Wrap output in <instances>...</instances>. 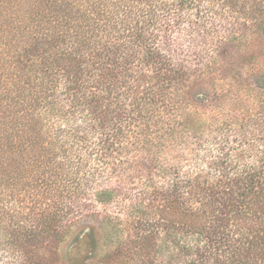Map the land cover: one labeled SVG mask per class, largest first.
I'll return each mask as SVG.
<instances>
[{"label": "trees", "instance_id": "obj_1", "mask_svg": "<svg viewBox=\"0 0 264 264\" xmlns=\"http://www.w3.org/2000/svg\"><path fill=\"white\" fill-rule=\"evenodd\" d=\"M262 4L0 0V246L7 264H28L30 242L59 241L83 215L97 216V204L117 202L114 188L103 186L116 179L130 224L142 230L117 257L264 264L261 122L237 123L239 113L225 102L221 119L186 117L194 112L181 96L194 81L191 63L214 59L229 78V97L220 100L237 103L245 84L224 73L233 68L223 48L246 23L263 29ZM152 201L156 217L140 219Z\"/></svg>", "mask_w": 264, "mask_h": 264}, {"label": "rangeland", "instance_id": "obj_2", "mask_svg": "<svg viewBox=\"0 0 264 264\" xmlns=\"http://www.w3.org/2000/svg\"><path fill=\"white\" fill-rule=\"evenodd\" d=\"M262 5L264 6V4ZM262 16L264 17V15ZM230 20L234 22L232 16ZM239 21L241 22V19ZM246 24L248 25L244 30L237 31L239 32L236 36L237 39L231 40L223 48L225 49L223 62H227L230 68H233V73L230 69L229 71L224 70V73L228 77L232 75L231 78L241 80L245 84L242 88L244 95L236 96L237 103L231 102L233 99L230 98L221 101L224 100V95L228 96L230 94L229 78L224 80L220 76L219 67L217 64L215 65L214 59L209 61L208 65L207 60L201 61L202 64L199 62L196 65H194V62L191 63V66H195L196 69L192 75L194 81L190 82L181 96L185 99L183 100V106H187V110L194 112L186 114V117L195 115L200 117L199 121H210L213 118L221 119L223 115H217V108L225 102L227 105L233 104L227 106L232 114L239 113L235 119L237 123L246 122L252 118L257 121L260 120L263 129L259 134H264V27L259 31H252V26L249 23ZM241 32L244 34L243 38L240 36ZM240 38L242 42H237ZM240 74L241 77H238ZM234 87L232 88L233 93L235 92ZM186 101H189L190 105H187ZM237 104L240 106V111L232 108ZM248 115H251V117L249 118ZM243 116L244 119L241 120ZM167 150L168 146H166ZM173 150L174 148L169 152L172 153ZM164 155H167V152L163 153L161 158ZM130 169L132 170V168ZM128 173H130V170H128ZM103 186L114 188V197L117 202H114L113 198L112 202L108 204H97L96 209L99 211L97 216L83 215L78 222L72 224L70 231L59 241L39 240L33 243L30 242V245L25 249L28 264H136L142 261L141 256L135 259L136 255L124 256V258L117 257V251L119 249L125 250L129 239L138 235L142 230L136 227L137 224H130L131 217L125 212L129 200H120L122 194H119V190L121 191L124 185L116 179V182H105ZM120 202L122 206L124 203L126 204L125 208H120ZM157 203L158 200L155 201V204ZM143 207L146 212L137 213V215L141 214L140 219L149 218V216L151 218L156 217L153 201L144 203ZM83 212L84 210L81 213ZM117 215L120 216L121 220L119 221L122 223L116 222ZM108 217L111 218V222ZM8 256L7 247L1 245L0 264H7ZM149 256V259L144 260V264H164L165 261L169 260L166 256Z\"/></svg>", "mask_w": 264, "mask_h": 264}]
</instances>
